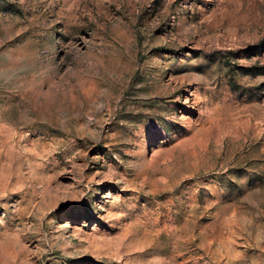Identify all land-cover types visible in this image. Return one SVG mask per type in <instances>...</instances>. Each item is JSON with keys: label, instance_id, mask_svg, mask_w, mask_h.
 I'll return each mask as SVG.
<instances>
[{"label": "rangeland", "instance_id": "obj_1", "mask_svg": "<svg viewBox=\"0 0 264 264\" xmlns=\"http://www.w3.org/2000/svg\"><path fill=\"white\" fill-rule=\"evenodd\" d=\"M0 264H264V0H0Z\"/></svg>", "mask_w": 264, "mask_h": 264}]
</instances>
